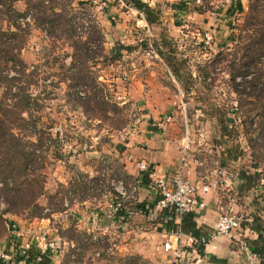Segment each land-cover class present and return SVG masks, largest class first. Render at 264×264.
Instances as JSON below:
<instances>
[{
    "label": "rangeland",
    "instance_id": "374dc122",
    "mask_svg": "<svg viewBox=\"0 0 264 264\" xmlns=\"http://www.w3.org/2000/svg\"><path fill=\"white\" fill-rule=\"evenodd\" d=\"M233 1L239 4L241 11H233ZM150 2L148 5L155 9L158 18L156 33L149 24L148 27L142 26L144 23H141L139 15H135L136 8L115 0H109L107 4H102L101 0H21L15 4L21 13L29 6L31 10L30 22L19 20L22 30L16 32L17 38L26 40L21 59L28 68L21 75L19 67L14 68L9 63L2 76H22L18 92L21 88L33 100L29 112L24 113L22 119L30 121L29 114L36 116L40 132L23 130L17 133L26 144L25 152L34 154L36 159L33 169L39 168V180L44 185V192L37 202L44 210L40 218H34L29 210L14 215L7 212L9 206L0 195V245L12 243L19 232L25 237L22 242L31 240L26 231L37 227L42 220L44 224L41 223V227L48 232L54 244L59 230L66 238H74L78 243L91 241L93 235L85 237L81 230H77L78 233L68 232L72 226L82 225L87 211L89 214L86 216L92 217L91 222L108 223L111 231L120 236L118 243L122 247L124 240L126 242V224L137 226L144 218L133 215L123 224L110 218L114 214V205L119 203L118 194L111 184L113 180L131 184L136 166L131 159L130 148H127L132 141L131 136L127 139L125 134L137 119H142V129L150 120L158 129V124L164 123L165 132L176 142L179 151L182 150L183 140L188 139L190 176L196 178L192 180L211 186V201L215 204L218 197L221 214L229 213L240 219V229L228 235L232 241L228 243L239 251L235 253L236 258L244 264H251L244 245L249 248L248 240L257 238V235L243 224H251L256 214L264 229V160L259 161L264 149L260 125L263 124L264 129V121L256 118L250 133L242 126L244 114L239 111V93L251 91L250 80L237 76L235 83L232 82V73L243 64L244 58L242 52L236 51L234 42L230 41V36L237 33L235 27L242 24L249 2ZM173 4H185L187 10L176 12L172 9ZM51 7L55 10H50ZM0 11L4 13H0L1 31H16L8 24L12 20L5 7L0 6ZM45 11L54 19L51 30L34 21L38 17L41 20ZM78 19L80 30L76 26ZM85 28L90 31L84 33ZM161 34L173 42L175 57L184 62V73L192 75L196 85L191 84L190 93L185 92L157 52L155 39ZM207 34L211 40L207 39ZM73 41L86 43L87 51L95 58L81 64L77 56L83 57L84 51L77 49V54ZM161 49L166 52L165 47ZM222 50L227 58L217 63L216 56ZM118 51L121 58L112 59ZM209 65L211 76L208 82L212 88L207 89L198 84L199 70ZM33 72L36 75L34 80L28 78V74ZM83 73L87 78L85 83L73 80ZM255 73L256 70L252 69L251 74ZM102 91L103 96L109 99L105 101L110 102L107 107L110 111L107 114L103 112L101 100L99 104H91V110H88V98L97 97ZM11 100L0 88V103L10 101L11 104ZM115 107L118 113L114 111ZM219 110L229 121H233L229 124L235 129L231 136L224 139H221L218 129V116L214 117ZM167 118L170 122L165 123ZM121 120L126 121L125 126L112 130ZM254 139L261 146L256 148ZM226 147H237L240 153L237 162L223 164ZM59 155H62L60 160L57 158ZM255 164L259 165V172H263L262 181L250 192L241 193L239 173L243 169L255 172ZM4 185V181L0 180V189ZM136 204L131 207L135 209ZM127 206H130L129 203ZM85 221L88 222L89 218ZM16 227L19 231L13 234L12 230ZM97 233L103 237V232ZM114 238L112 235L111 239ZM92 246L89 248L92 252L88 254L95 260L102 259V256H96L99 245ZM77 253L84 255L81 249H77ZM115 253L109 259L111 264L117 260L113 258ZM75 259L80 263L77 256ZM252 264L264 262L258 258Z\"/></svg>",
    "mask_w": 264,
    "mask_h": 264
},
{
    "label": "trees",
    "instance_id": "16d2710c",
    "mask_svg": "<svg viewBox=\"0 0 264 264\" xmlns=\"http://www.w3.org/2000/svg\"><path fill=\"white\" fill-rule=\"evenodd\" d=\"M20 1L21 0H0V6L5 7L6 14L12 20L9 21L8 24L16 30L12 32L5 30L2 32L0 29V64H4L3 67L0 65V88L5 90L6 98L10 97L12 98L11 101H13L11 104H9L10 101L0 103V180L4 181L5 184L3 188L0 189V195H2L4 202L9 206L7 212L18 215L21 212L29 210L34 218H40L44 208L38 204L37 199L43 194L44 185H42L39 180V168L33 169V164L36 162L34 154H28L25 152L26 144L23 138L19 137L17 133V131L21 132L23 130H33L34 132L36 131V133L40 132L37 121L38 119H35L36 116L29 114V118H31L30 121H27L24 118L22 119V116L29 112L31 105L33 104V100L30 97L31 95L26 94L24 90H21V88L18 92L17 87L23 81L22 76H2L4 72L3 69H5V66L9 63H11L14 68L19 67L18 72H20L21 75H24L26 73V69L28 68V65L21 59V51L26 43V40H20L17 38L16 32L18 30H22L19 20L29 17L31 10L29 6L25 12H19L16 9L15 4ZM123 1L126 5L136 8L140 12L144 13L148 24L151 26L153 32L156 33L155 30L157 29L158 18L157 15H155V9L150 7L148 4L143 3L141 0ZM116 2H118V0H116ZM248 2V8L245 12L242 24L237 28L235 27V30L237 29V33L235 32L230 36V41L234 42L235 48L237 49L236 51L242 52L244 58L243 64L232 73V82L235 83L237 76H242L246 81L250 80L248 81V84L251 91L248 93H239V97L241 98V108L239 111L242 115L244 114V120L241 121V123L242 126L246 127L247 133H250V129L255 124L256 118H261V120L264 121V0H248ZM232 4L233 11L242 10L237 2L233 1ZM54 8L55 7H51L50 10L54 11ZM172 9L176 12H179V10H183L184 12L187 10V6L185 4H173ZM0 13L4 14L2 11H0ZM43 14L44 15H42L41 20H39L40 17H38L37 20L34 19V21H37L40 26L51 30L54 25V19L52 18V15L47 14V11ZM73 44L76 47L77 54V49L84 51L83 57H79V55L77 56L81 64L87 62L90 58H95L87 51L86 43L80 44L79 42L73 41ZM155 45L157 47L158 54L168 66L172 75L184 87L185 92L190 93L192 90L191 86H195L196 84H194L191 74L184 73L182 69V64L184 62L178 61V58L175 57L176 51L174 49L173 42L161 34L158 38L156 37ZM163 47H165L166 52L161 49ZM216 57L215 62L219 63L224 61L227 58V55H225L222 50ZM120 58L121 53L118 51L112 59L115 60ZM76 63L78 62L76 61ZM83 67L84 66L80 69L82 70ZM252 69L256 70L255 74H251ZM210 70V65L200 67L199 72L201 75L199 76L200 81L198 84L201 87H205L207 89L212 88L211 83L208 82L211 76ZM28 78L34 80L36 78L35 72L29 73ZM73 80L79 83H85L87 78L83 73L82 75L75 77ZM212 81L213 80H211V82ZM105 99L109 100L107 97L103 96V91L101 92V95H98L97 97L94 96L88 98V110H91V104L95 102L99 104V101L101 100L100 105L103 107V112L107 114L110 111V109H107L110 102L105 101ZM245 107L246 109L244 110ZM114 111L118 113L116 107ZM216 115L218 116L217 124L219 132L221 133V139H224L226 136H231L235 130L234 127L230 128L229 122L231 120L229 121V119H227L220 110L217 114H214V117H217ZM231 122L233 123V121ZM125 124L126 121L121 120L118 122V125L115 124L114 127H112V130H119L124 127ZM260 127L262 134L260 138L264 140L263 124H261ZM253 142L256 148L261 146L255 139ZM223 144L228 146L225 142H223ZM120 148L123 150L122 146ZM226 148V153L222 157L223 164L228 165L230 162H237L240 159V153L238 152L237 147ZM61 157L62 155H59L57 158L60 160ZM261 160H264V149L262 158H260L259 161ZM253 169L255 172L243 169L239 173V180L242 182V185L240 186L241 193L250 192L259 185L260 181H262L264 171L262 173L259 172L258 164L253 165ZM143 177L144 182L148 184L150 182L149 173H144ZM9 180H11V182H8ZM159 201L160 200L158 199L154 202H157L156 204H158ZM137 209L141 210V212H149V210L144 208V205L137 204ZM163 210L166 212L172 209ZM172 214V217L170 214H166V217H169L170 219L169 221H165L163 223L170 232L179 231L196 240H200L203 237L208 239L214 232V229L210 230L207 227L198 226L196 221L198 214L196 212L184 214L181 218L180 225L175 224L174 213ZM123 215H125L124 211H120L118 213V216ZM253 216V222L251 224L244 223L243 227L250 229L257 235L255 240H248V245L250 251L257 255L263 263L264 229L260 224V217L256 214ZM19 245L20 243L17 242L15 243V246L12 243H9L7 245V249L9 250L12 246L17 248ZM200 252L202 254L205 253V246L200 247ZM39 258H41L40 261H38ZM14 261L15 264H53L52 260L48 256H41V253L36 245H32L29 249H27L23 256H16ZM0 264H5V262H0Z\"/></svg>",
    "mask_w": 264,
    "mask_h": 264
},
{
    "label": "crops",
    "instance_id": "0c3cea01",
    "mask_svg": "<svg viewBox=\"0 0 264 264\" xmlns=\"http://www.w3.org/2000/svg\"><path fill=\"white\" fill-rule=\"evenodd\" d=\"M130 139H132V141L127 148H130V151L129 149L128 151L131 152V159L136 166V172L133 175L134 177H131L132 181L130 182L133 185L138 184L137 204L144 205V208L149 210V212H141V210L137 209L136 204L133 215L138 217L140 215L143 216L144 219L141 218L140 220L144 221L137 226L129 227L128 223L126 224V234H124L125 236L123 235L126 242L124 240V244L120 247V249L122 248L120 252L115 253L116 256L113 257L114 259H117L115 264H139L140 262L144 264H173L172 255L164 251L163 245L169 236L178 233L179 231L170 232L163 223L170 219L169 217H166V214H170L172 217V213H174L175 224L180 225L183 215L180 216L172 210L164 212L163 209L157 207L158 204L154 201L158 199L160 200L161 198L156 192L150 190L149 183L146 184L144 182V173L139 171L136 164L140 161L146 160L151 164L157 175H172L178 165L181 156V149L179 151L178 145L170 138L169 133L156 128V125H154L151 120L147 127L142 129L140 135L132 136ZM175 144L177 147H175ZM175 148L177 150H175ZM191 172L192 171L190 170V173ZM191 176V179H196ZM210 187L208 185L206 186V184L202 185L198 198V207L195 212L198 214V218L196 219L198 226L207 227L210 230H213L221 214L222 207L220 206L221 201H218V197L215 199V204L211 201V190L213 189ZM116 204H118V202H116ZM87 214L89 213L85 211V219L82 225L75 227L72 226V229H69L68 232L73 231L74 233H78L79 231L77 230H81L84 236L88 238H91L94 234H98L97 231L103 232L104 234L111 232L108 223L102 221L100 224L99 222L93 223L90 221L92 217L86 216ZM86 218H89L88 222L85 221ZM41 222L44 224V220ZM59 233L60 234H57L55 237L56 244L54 247L59 246L65 250L66 263L71 262L77 256L81 264H100V262L102 264H111V262H109L111 255L102 253V259L99 258V260H95L91 254H88L89 252H92L89 248L93 247L92 245H95L92 241L87 242L86 240H83V242L78 243L74 238H66L63 235L64 232L62 230H59ZM182 235L183 243L186 245L190 244V238L192 237L186 236L183 233ZM255 239L256 238L252 240ZM228 241L232 242L229 236H217L213 238L205 247V256L208 259L205 264H244L240 258L238 259L235 257V253L239 251L232 248V244L228 243ZM105 247H107V244H105ZM77 249L83 250L84 255H78ZM86 254L87 256H85Z\"/></svg>",
    "mask_w": 264,
    "mask_h": 264
},
{
    "label": "built area",
    "instance_id": "2783aa9c",
    "mask_svg": "<svg viewBox=\"0 0 264 264\" xmlns=\"http://www.w3.org/2000/svg\"><path fill=\"white\" fill-rule=\"evenodd\" d=\"M141 1L145 4H151L150 0ZM108 2L109 0H101L102 4H107ZM118 3L125 4L123 0H118ZM135 15H139L141 23H144L142 26L148 27L147 20L142 12L137 10ZM25 20L30 22V17L24 19L23 22ZM77 23V30H80L79 19L77 20ZM88 30L89 28H85L84 33ZM207 39L211 40L208 34ZM167 122H170V118H167L165 123ZM143 123L144 120L137 119L134 122L133 127L128 132H126L125 137L129 139V136L132 137L140 135L142 132ZM158 127L162 131L166 130L164 123H159ZM138 169L141 173H149V188L151 191L156 192L161 198L157 207L161 209H172L180 216L186 213L195 212L197 210L198 197L202 189V184L199 181H194L190 178L191 154L187 138L183 140L181 156L175 172L172 175H157L154 172L151 164L146 160L140 161L138 163ZM111 186L118 194L117 197L119 199V203L114 205V214L110 216V218L113 219L115 223L117 222L123 224L128 221L135 212V209H133L131 205L137 203L138 184L128 185L124 180H113ZM127 203H129L130 206H127ZM120 211H124L125 215L118 216ZM41 223H39L37 227L35 226L26 231L31 240L22 242V240L25 238L23 237L24 234L22 232L17 233L16 239L13 237L14 240L12 241V244L14 246L16 242L20 243L17 248L12 246L8 250L7 245H0V262H5V264H15L14 259L16 256H23L27 249H29L32 245H36L41 253V256H48L52 260L53 264H80L75 258L69 263L65 262V250L60 247H54L55 244L50 241L49 234L41 227ZM240 225V219L238 217L224 212L220 214L214 226V232L208 239L204 237L200 240L190 238V244L186 245L182 241V233L178 232L168 237L167 241L163 245L164 251L172 255L173 264H205L208 259L205 256V253L202 254L200 252V247H206L210 240L217 236L230 235L233 231L240 229ZM18 231L19 229L16 227V229L13 228L12 233L15 234ZM112 235L115 237L113 240L111 239ZM102 236L103 237L99 236L98 234H94L92 236L93 238L91 241L94 244L100 246L96 256L101 257L102 253L114 255V253L120 249V244L118 243L120 236H116V234L112 231L108 234L103 233ZM105 244H107V247H105ZM244 247L247 250L246 255L248 257L249 263L252 264V261L258 260L257 255L249 251L247 246L244 245ZM40 260L41 258L38 259V261ZM139 264L144 263L140 262Z\"/></svg>",
    "mask_w": 264,
    "mask_h": 264
}]
</instances>
